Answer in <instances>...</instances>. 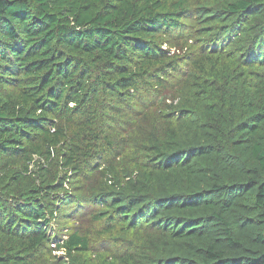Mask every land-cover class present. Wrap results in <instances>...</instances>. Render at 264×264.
<instances>
[{"label": "trees", "instance_id": "obj_1", "mask_svg": "<svg viewBox=\"0 0 264 264\" xmlns=\"http://www.w3.org/2000/svg\"><path fill=\"white\" fill-rule=\"evenodd\" d=\"M158 92L140 161L112 164L101 108ZM84 204L154 238L91 261L52 230ZM0 264H264V0H0Z\"/></svg>", "mask_w": 264, "mask_h": 264}, {"label": "rangeland", "instance_id": "obj_2", "mask_svg": "<svg viewBox=\"0 0 264 264\" xmlns=\"http://www.w3.org/2000/svg\"><path fill=\"white\" fill-rule=\"evenodd\" d=\"M178 42V41H177ZM185 69V66H183ZM175 89L174 82H168L164 89L161 91L162 95H165L168 99L165 103L169 102V97ZM158 93H146L143 94L139 100V104L131 109L123 108L119 117L113 118L107 107H103L100 110V127L103 134L107 137L115 147H118V153L120 154L117 160L111 159L112 164H117L121 168H129L131 172L134 170L136 163L141 159L142 151L140 143L142 142L143 129L147 127V122L159 127L163 124V108H161L162 99L159 98ZM147 116V119L143 120V117ZM115 117V116H114ZM141 128V129H139ZM117 167V168H120ZM102 167V164H101ZM87 179H91V174L86 172ZM97 209L92 204H84L82 209L77 212L73 219H67L63 228L57 227L53 222L52 230L57 234H63V238H66V234L80 230L89 239V245L91 248L90 260L94 261L97 256H110L117 257V263H120V258H126L134 255L140 248L146 245L147 240L154 237L150 232L135 230L127 233L123 238L117 230L109 233L104 229L102 223H93L89 217L81 220L77 217L80 214H89L92 210ZM126 239V241H123ZM58 239H61L59 237ZM54 244L50 245V249L54 250ZM62 253L58 251H52V256H61Z\"/></svg>", "mask_w": 264, "mask_h": 264}]
</instances>
